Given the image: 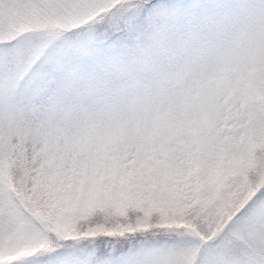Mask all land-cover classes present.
I'll return each instance as SVG.
<instances>
[{
	"label": "snow or ice",
	"instance_id": "snow-or-ice-1",
	"mask_svg": "<svg viewBox=\"0 0 264 264\" xmlns=\"http://www.w3.org/2000/svg\"><path fill=\"white\" fill-rule=\"evenodd\" d=\"M0 264H264V0H0Z\"/></svg>",
	"mask_w": 264,
	"mask_h": 264
}]
</instances>
